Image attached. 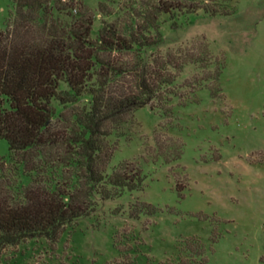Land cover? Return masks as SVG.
<instances>
[{
	"label": "rangeland",
	"instance_id": "rangeland-1",
	"mask_svg": "<svg viewBox=\"0 0 264 264\" xmlns=\"http://www.w3.org/2000/svg\"><path fill=\"white\" fill-rule=\"evenodd\" d=\"M79 1L94 16V39L140 2L201 10L165 19L163 42L148 53L186 63L170 69L175 97L138 109L110 139L108 173L138 168L142 189L98 201L55 241L7 248L0 264H264V0ZM15 14L0 0V31ZM9 173L21 176L0 140V176Z\"/></svg>",
	"mask_w": 264,
	"mask_h": 264
},
{
	"label": "trees",
	"instance_id": "trees-1",
	"mask_svg": "<svg viewBox=\"0 0 264 264\" xmlns=\"http://www.w3.org/2000/svg\"><path fill=\"white\" fill-rule=\"evenodd\" d=\"M11 1L16 14L0 31V140L21 176H0V255L29 239L55 241L98 201L142 189L138 168L108 173L110 139L138 109L175 97L170 69L186 63L148 53L163 42L165 19L201 10L140 2L94 39V16L79 0ZM101 12L114 14L106 5Z\"/></svg>",
	"mask_w": 264,
	"mask_h": 264
}]
</instances>
